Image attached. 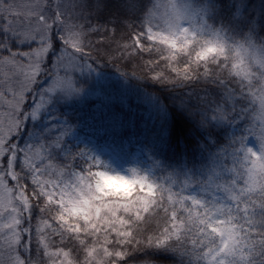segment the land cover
Segmentation results:
<instances>
[{"label":"snow or ice","instance_id":"6c2138e0","mask_svg":"<svg viewBox=\"0 0 264 264\" xmlns=\"http://www.w3.org/2000/svg\"><path fill=\"white\" fill-rule=\"evenodd\" d=\"M0 264H264V0H0Z\"/></svg>","mask_w":264,"mask_h":264},{"label":"rangeland","instance_id":"374dc122","mask_svg":"<svg viewBox=\"0 0 264 264\" xmlns=\"http://www.w3.org/2000/svg\"><path fill=\"white\" fill-rule=\"evenodd\" d=\"M110 187H115V188H121L123 185L119 184L118 182H109Z\"/></svg>","mask_w":264,"mask_h":264}]
</instances>
